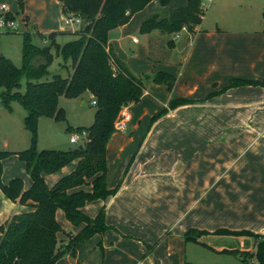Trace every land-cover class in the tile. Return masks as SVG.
Segmentation results:
<instances>
[{"label": "crops", "instance_id": "1", "mask_svg": "<svg viewBox=\"0 0 264 264\" xmlns=\"http://www.w3.org/2000/svg\"><path fill=\"white\" fill-rule=\"evenodd\" d=\"M177 1L160 13L187 0ZM209 12L192 31L181 29L167 34L156 29L144 33L143 46L132 50L130 56L119 52L117 36L109 39L115 54L136 76L165 71L176 81L171 90L146 81L139 102L127 106L131 113L127 131L115 132L107 144V187L116 192L106 199L87 202L82 208L90 217L104 208L111 228L94 235L75 255L65 254L55 264H218L215 259L233 255L223 250L255 251L254 237L215 231L249 230L264 235V142L243 145L240 155L234 153L232 159L229 157L236 145H216V149L205 145L201 149V145L181 143H196L197 136L192 139V135L200 128L206 133L211 126L223 134L225 143L236 138L240 144L242 135L255 138L264 131V0H214ZM143 21L137 20L139 29ZM64 29L58 19L52 22L49 33H66ZM76 31L69 32L74 39ZM133 38V43H139L137 37ZM63 65L67 69L71 63ZM69 72L66 77L72 74V65ZM234 78L263 83L225 90ZM214 92L220 93L208 98ZM86 94L94 100L89 92L78 98L88 105ZM179 97L196 101L169 108L170 100ZM165 108L167 113L150 125L152 117ZM209 118H220L221 122L213 124ZM77 127L84 125L73 126ZM29 146L3 151L17 153ZM253 147L256 149L251 161L231 173L238 156ZM17 158L11 154L3 159V183L22 178L24 171L28 173L23 161L17 165L19 172H8L6 163ZM77 164L75 160L53 174H45L47 185L54 186ZM250 165L256 173L244 174ZM202 166H206L204 171L200 170ZM247 181L256 184L248 187ZM31 184L27 182L24 188ZM30 210L31 205L11 201L0 189V223ZM56 217L62 228L58 233L60 244H66L84 227L74 226L62 209L57 210ZM191 229L196 232L187 235ZM229 236L241 238L242 243H226Z\"/></svg>", "mask_w": 264, "mask_h": 264}, {"label": "trees", "instance_id": "2", "mask_svg": "<svg viewBox=\"0 0 264 264\" xmlns=\"http://www.w3.org/2000/svg\"><path fill=\"white\" fill-rule=\"evenodd\" d=\"M63 12L80 19L76 39L65 44L56 41L64 32L43 35L50 44L38 46L32 42L29 31L22 33V64L20 67L0 53V88L3 107L12 109V102L20 103L26 110L24 125L31 134V144L17 153L0 151V189L13 202L31 205L32 210L14 214L0 223V264H55L65 254L75 255L86 241L96 234L110 229L102 208L97 216L90 217L82 211L87 202L106 199L116 192L107 187V144L116 132L114 123L121 108L141 99L146 81L163 84L171 90L176 78L165 71L136 76L115 54L109 45L111 30L129 22L131 17L154 0H59ZM161 6H169L173 0H157ZM202 0H187L186 4L170 8L163 14L155 13L144 20L140 31L149 33L160 30L167 34L183 27L192 31L202 21ZM7 18H12L11 15ZM41 34V33H40ZM42 35V34H41ZM56 57L64 63L71 60L73 72L69 77L54 74L49 79V68ZM23 80L25 88L23 89ZM263 82L234 78L225 87L255 85ZM92 94L96 112L94 123L89 127L69 128L70 131L87 132L85 145L75 149H42L36 146L38 122L41 117L56 121L66 119V112L59 107L61 96L77 98L84 93ZM214 92L208 98L215 96ZM196 100L173 98L169 108L193 103ZM161 110L152 117L150 125L166 114ZM16 154L26 165L32 184L25 189L23 179L16 177L3 183V159ZM78 160L76 168L49 187L45 174H53ZM84 186L90 189H84ZM62 209L74 225L84 227L66 244H60L58 233L62 231L56 212ZM196 232L191 229L187 235ZM205 232V231H203ZM217 234L247 235L255 238V251L223 250L243 262L248 256L255 259L251 264H264V235L249 230L218 229ZM196 240L193 237H189Z\"/></svg>", "mask_w": 264, "mask_h": 264}, {"label": "rangeland", "instance_id": "3", "mask_svg": "<svg viewBox=\"0 0 264 264\" xmlns=\"http://www.w3.org/2000/svg\"><path fill=\"white\" fill-rule=\"evenodd\" d=\"M177 2L178 1L176 0V3ZM213 3L214 0L210 3L209 7L204 13V15L207 17L211 13L209 11ZM3 5L5 6V9H2ZM161 9H163V6H161L157 0H154L147 4L142 10L136 12L128 23L111 30L109 33V39L117 36V42L121 44L118 45L120 48L119 52H122L123 56H130L132 50L137 51L138 48L143 46L145 36L143 35L144 33L140 31L139 27H137V20L140 18L146 20L151 15L160 13ZM9 15H11L12 18L7 19L10 23L14 24V27H0V50L3 55L9 57L18 67H20L22 64L23 32L34 29L35 32L31 33L32 42L38 46H45L50 44V39L45 38V34L43 33H46L47 35L49 30L52 29V22L56 23L58 19L61 20L65 28L64 30L67 31L66 33L57 35L56 41L60 44H65L73 40L75 36L69 32L76 30L78 31L80 29V24L76 22L72 23V17H69L63 12V7L59 0H0V20ZM37 30L39 31L37 32ZM166 36L167 39L170 38V36ZM133 37H137L139 39V43H133ZM58 62H61L62 64H58ZM70 63L71 60L68 61V65ZM63 64V59L61 57H56L53 64L49 68L50 75L48 78L50 79L52 75L57 73L61 74L63 77L68 76L67 74L70 73L69 71L71 65L67 66V69H65ZM25 82L26 81L23 80L22 90L25 88ZM1 92L2 88H0V151H12L16 150L17 148H24L22 146L31 144V134L24 125V118L27 112L20 103L15 101L11 104L14 106V109L8 110L1 106ZM84 99L88 101V105L86 106L83 104L82 98H67L65 96L60 97L59 107L63 108L66 112V119L63 121H56L48 117L39 118L36 142V146L39 150H41L43 147L44 149L54 148L60 150H69L75 149L80 145H85L86 138L82 136L77 142H70L71 134L76 132L69 130V128L73 126L84 125L89 127L94 123L96 106L93 104V101L89 95L86 94ZM208 120L213 124L215 122H221L220 118L216 120H214V118H209ZM197 121L201 123V120L197 119ZM205 130H207V132L202 133V128H200L199 133L192 135V139L194 136H197L196 143H193L192 141V144L186 142L181 143V145H201V149H205V145H211V149H216V145H236L232 148V154L229 157V159H232L234 153L240 155L239 150L244 148L243 145H262L264 142V131L255 138L248 136L244 137V135H242L240 141L241 143L239 144L238 141H235L236 138L233 140L231 139L230 143H225V141L223 142V134H218L217 132L220 131H216L217 128L214 126L207 127ZM116 133L119 134L121 132L116 131ZM256 147H253L247 151V154L245 153L244 155L238 156L234 165L230 167L231 173H235L242 169L243 163L247 162L248 160L251 161V155L255 151ZM18 163H22L20 159L7 162L6 168H8V172L9 169L11 171L19 172L17 166ZM205 169L206 166L200 167L201 171H204ZM255 169L256 168L253 165L247 166L245 168L244 174H248L250 171L251 174L256 173L253 172ZM17 174L18 176H21L20 173ZM22 174H24L22 177L24 179L23 185L26 186L27 182L30 184L31 177L29 172L26 173L24 171ZM242 183L243 182H240L239 184L242 185ZM235 184L236 183H232V185ZM245 184L248 187H254L256 183L247 181ZM225 239H228L225 241L228 244L229 241H239L242 243L241 238L238 240L236 237L229 236ZM220 259L221 260L215 259L214 261H217L218 264H251L255 262V259L251 256H248L245 262L241 261L236 255H224Z\"/></svg>", "mask_w": 264, "mask_h": 264}, {"label": "built area", "instance_id": "4", "mask_svg": "<svg viewBox=\"0 0 264 264\" xmlns=\"http://www.w3.org/2000/svg\"><path fill=\"white\" fill-rule=\"evenodd\" d=\"M211 2H213V0H202L201 7H202V10L204 13H205L206 9L209 7ZM2 9H5L4 5L2 6ZM204 13H202L200 15L201 19L203 18ZM71 22L80 23V19L79 18L76 19V17H72ZM0 27L1 28H6V27L7 28H13L14 24L10 23L8 21L7 17H4L3 19L0 20ZM182 30H187V28L183 27ZM176 36H178V34H175V37ZM133 41L135 42V41H137V39L133 38ZM94 103H95V101L93 100V104ZM130 121H131V113L129 112L128 107L124 106L121 108V110L118 113L117 118L115 120V123H114L115 130L120 131V132L127 131ZM81 136L87 138V132L82 131V132H76V133L71 134L70 141L72 143H75L80 139Z\"/></svg>", "mask_w": 264, "mask_h": 264}, {"label": "water", "instance_id": "5", "mask_svg": "<svg viewBox=\"0 0 264 264\" xmlns=\"http://www.w3.org/2000/svg\"><path fill=\"white\" fill-rule=\"evenodd\" d=\"M84 105H86V102L84 101Z\"/></svg>", "mask_w": 264, "mask_h": 264}]
</instances>
